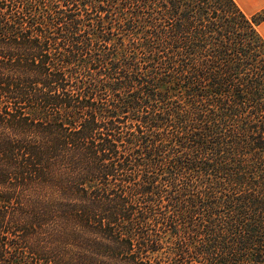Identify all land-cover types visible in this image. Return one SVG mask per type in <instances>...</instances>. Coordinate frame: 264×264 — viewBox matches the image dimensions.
<instances>
[{
  "label": "trees",
  "instance_id": "16d2710c",
  "mask_svg": "<svg viewBox=\"0 0 264 264\" xmlns=\"http://www.w3.org/2000/svg\"><path fill=\"white\" fill-rule=\"evenodd\" d=\"M263 20L0 0V264H264Z\"/></svg>",
  "mask_w": 264,
  "mask_h": 264
},
{
  "label": "crops",
  "instance_id": "0c3cea01",
  "mask_svg": "<svg viewBox=\"0 0 264 264\" xmlns=\"http://www.w3.org/2000/svg\"><path fill=\"white\" fill-rule=\"evenodd\" d=\"M247 15H254L264 10V0H235ZM258 29L264 38V20L259 24Z\"/></svg>",
  "mask_w": 264,
  "mask_h": 264
}]
</instances>
